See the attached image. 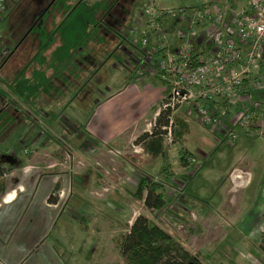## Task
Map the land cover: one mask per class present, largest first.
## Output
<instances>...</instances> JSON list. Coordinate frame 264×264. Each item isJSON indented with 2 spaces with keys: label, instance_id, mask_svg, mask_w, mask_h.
<instances>
[{
  "label": "rangeland",
  "instance_id": "obj_1",
  "mask_svg": "<svg viewBox=\"0 0 264 264\" xmlns=\"http://www.w3.org/2000/svg\"><path fill=\"white\" fill-rule=\"evenodd\" d=\"M51 1L6 0L0 23V45L10 51L22 45L32 53L39 37L28 30L34 22L39 25L38 17ZM156 1L176 7L187 6L194 0ZM213 1L225 4V0ZM127 6L134 10L130 4ZM120 7L114 5L111 12ZM131 9L122 12L123 15L114 11L104 18L101 25L108 37L107 47L89 54L82 79H75L73 88L62 85L59 96L62 105L58 111H49L48 121L43 123V130L49 131L51 141L54 140L52 147L65 150L61 151L62 160L69 173L70 194L67 199V192L63 194L59 225L53 226L51 232L54 236L66 233L73 238L67 247L63 243L58 248L54 246L60 261L88 264L86 254L93 246L94 257L107 259V264L118 263L114 240L124 224H130L142 213L162 224L199 264H264V134L252 132L232 145L217 138L208 127L199 125L192 116L186 117L188 133L182 143L165 139V164L170 171L167 178L158 173L163 160L161 155L147 162L141 157L142 148L138 150L135 143L121 150L100 146L93 140L88 142L85 137L84 122L108 96L123 88L124 92L134 88L136 95L152 91L154 97L159 90L161 94L162 85L152 73L141 75L142 69L152 67L155 59L143 57L144 51H138L131 37L124 36L131 26ZM52 14L55 19L59 15L56 11ZM49 19L48 15L44 22L46 28ZM43 101L46 104L48 99L44 97ZM144 123L149 131L152 120ZM25 126L28 124L21 128ZM18 133H12L7 139L11 146L5 152L10 147L22 149L27 140H21L22 134L19 130ZM20 141L23 142L19 144ZM181 146L192 154L185 167L178 162ZM21 149L16 159L26 158ZM136 154L141 158L128 157ZM234 169L240 170L234 172L238 176L236 180L229 177ZM143 177L163 184L167 202L161 210H145L133 199V191ZM60 183L64 182L60 180ZM64 215L76 225L75 231L71 225L60 228ZM83 224L91 225L84 231Z\"/></svg>",
  "mask_w": 264,
  "mask_h": 264
},
{
  "label": "crops",
  "instance_id": "obj_2",
  "mask_svg": "<svg viewBox=\"0 0 264 264\" xmlns=\"http://www.w3.org/2000/svg\"><path fill=\"white\" fill-rule=\"evenodd\" d=\"M76 1L68 2L65 0L64 3L68 5L74 4ZM85 1L90 3L96 0ZM154 1L159 6L167 7L156 0ZM137 2H141V0H116L115 5L121 7L112 12L111 8L105 18L114 11L117 15L120 13L123 15L122 12L129 8L128 4L135 7ZM131 11L134 12L132 9ZM123 18L125 19L124 16ZM100 33V43H88L82 49L75 51L77 56L72 55V59H68L71 66L79 63L82 67L81 71L68 76L65 81H69V84L67 82L61 83L60 78L53 77L58 85L61 87L67 85L73 88L75 79H82L89 54L107 47L108 37L103 33L101 27ZM37 41L32 53L25 46L17 45L11 51L9 50L4 63L0 64V72H2L0 79L13 81L15 79L13 75L17 73L19 78L16 80H20L22 95L28 92L25 89L28 85H38V77H34V75L42 71L44 65L49 62V57H51L52 62L60 61V43L57 37L43 51L38 50L40 40ZM86 52L88 55H85ZM66 53L70 55L72 52L68 49ZM67 68L71 71L70 65ZM66 71L67 69H65V73ZM47 73L51 74V70L48 69ZM41 81L42 77H40L39 83ZM124 91L123 88L101 101L89 119L84 122V135L89 139L88 142L93 140L100 146L124 150L126 146L133 143L138 135L147 132L143 123L153 120L159 106L160 90L156 92L154 97L151 96L152 91L145 95L134 94V88ZM43 92L42 89L38 92V88H35V92L31 94L35 96L33 108L28 111L21 104L16 103L11 94L0 89V146L3 145L0 147V164L4 171V193L0 200V264H63L57 253L58 249H55L54 246L58 248L63 243L67 247L70 240L73 239L68 237L66 233L51 235L52 228L58 223L61 215L60 204L63 201V194L68 193L65 194L67 199L70 189L68 184L69 173L64 168L66 165L61 152L65 150L61 147L53 148L54 140L51 141L50 135H48L50 134L49 131L43 130L45 125L43 123L48 121V112L58 111L62 105L59 100L62 91L60 90L58 95L51 97ZM44 97L48 99L46 104L44 101L41 102ZM141 100L142 104H140ZM136 103V107H133ZM24 124H28V126L22 129L21 126ZM47 128L50 127L47 126ZM18 130L22 134L20 139L27 140L22 145V149L20 148L26 157L21 160L15 158L20 149L10 147L8 151H4L8 146H11L8 145L7 139L12 133H18ZM23 141H20L19 144ZM235 171L240 170L234 169L229 175L234 180H236L237 175L234 174ZM60 180L64 182L62 185ZM55 183H58L59 187L54 191ZM49 196H51L50 199H48ZM32 207H34L33 210ZM61 223V229L71 225L75 231L76 225L70 222L65 215L62 217ZM90 225L83 224L82 229L86 231L85 228H89ZM68 229L70 230V227ZM89 241L91 242V240ZM91 247L89 249L91 251L86 254L85 259L88 264H107V259L93 256V246ZM79 259L80 257L77 256V261Z\"/></svg>",
  "mask_w": 264,
  "mask_h": 264
},
{
  "label": "built area",
  "instance_id": "obj_3",
  "mask_svg": "<svg viewBox=\"0 0 264 264\" xmlns=\"http://www.w3.org/2000/svg\"><path fill=\"white\" fill-rule=\"evenodd\" d=\"M5 7L0 0V23ZM133 11L124 36L155 59L141 75L152 73L162 85L154 118L165 113L168 142L178 114L232 145L252 132L264 134V0L176 7L141 0ZM8 54L0 45V62Z\"/></svg>",
  "mask_w": 264,
  "mask_h": 264
},
{
  "label": "trees",
  "instance_id": "obj_4",
  "mask_svg": "<svg viewBox=\"0 0 264 264\" xmlns=\"http://www.w3.org/2000/svg\"><path fill=\"white\" fill-rule=\"evenodd\" d=\"M115 1L96 0L87 3L85 0H78L74 4L67 5L64 3L65 0H52L45 12L40 15L39 25L36 26V22H34L28 33H35L39 37V51H43L57 37L60 43V61L52 62L51 57H49V62L44 65L42 71L34 75V77H38V85H28L25 88L28 91L25 95H22L20 80H16L19 78L17 73L13 75L15 77L13 81L0 79L1 91L11 94L16 103L21 104L28 111L33 108L35 96L31 94L35 92L36 87L38 92L42 89L43 93L48 94L49 97L58 95L61 86L54 81L53 77L60 78L61 83L67 82L69 84V81H65L68 76L81 71L82 67L79 63L71 66L68 59H72V55L77 56V50L82 49L88 43H100L101 24L104 23L103 20L108 11L115 5ZM53 11L59 13L56 19L52 14ZM48 15L50 17L49 27L46 28L44 22ZM68 49L72 52L70 55L66 53ZM56 54L58 53L56 52ZM68 65H70L71 71L68 70ZM48 69L51 70V74L47 73ZM65 69H67L66 73ZM40 77H42V81L39 83ZM166 123L165 113L159 111L150 126V130L138 135L133 143H140L143 153L141 157L144 161L149 162L154 156H162L163 160L158 173H162L167 178L170 176V171L168 165L165 164L167 157L165 150L166 130L161 129V126H165ZM173 125L171 141L182 143L188 133L186 117L181 114L175 115ZM128 157L134 160L141 158L139 154ZM191 157L192 154L181 146L178 151L180 166L185 167L192 159ZM3 174L4 171L0 164V200L4 193ZM58 187V183H55L53 190H57ZM132 197L139 201L145 210H161L167 202L163 192V184L147 177L138 181ZM114 246L119 256V262L115 264H199L196 257L188 252L183 244L170 234L162 224L152 219L151 216L142 213L136 215L130 224L123 225L122 232L114 240Z\"/></svg>",
  "mask_w": 264,
  "mask_h": 264
},
{
  "label": "flooded vegetation",
  "instance_id": "obj_5",
  "mask_svg": "<svg viewBox=\"0 0 264 264\" xmlns=\"http://www.w3.org/2000/svg\"><path fill=\"white\" fill-rule=\"evenodd\" d=\"M38 18H40V17H38Z\"/></svg>",
  "mask_w": 264,
  "mask_h": 264
}]
</instances>
